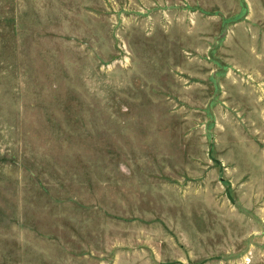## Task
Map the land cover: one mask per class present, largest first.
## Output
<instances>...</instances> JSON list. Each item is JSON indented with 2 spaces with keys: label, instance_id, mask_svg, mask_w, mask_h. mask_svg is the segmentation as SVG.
I'll list each match as a JSON object with an SVG mask.
<instances>
[{
  "label": "rangeland",
  "instance_id": "374dc122",
  "mask_svg": "<svg viewBox=\"0 0 264 264\" xmlns=\"http://www.w3.org/2000/svg\"><path fill=\"white\" fill-rule=\"evenodd\" d=\"M0 264H264V0H0Z\"/></svg>",
  "mask_w": 264,
  "mask_h": 264
}]
</instances>
